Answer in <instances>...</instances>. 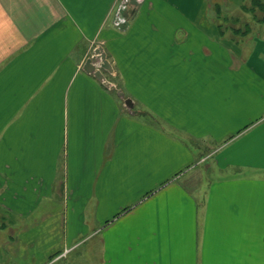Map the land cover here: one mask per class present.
I'll return each instance as SVG.
<instances>
[{"label":"crops","instance_id":"1","mask_svg":"<svg viewBox=\"0 0 264 264\" xmlns=\"http://www.w3.org/2000/svg\"><path fill=\"white\" fill-rule=\"evenodd\" d=\"M214 2L147 0L122 33L116 0H0V207L49 208L32 249L93 228L100 264H264V33Z\"/></svg>","mask_w":264,"mask_h":264},{"label":"rangeland","instance_id":"2","mask_svg":"<svg viewBox=\"0 0 264 264\" xmlns=\"http://www.w3.org/2000/svg\"><path fill=\"white\" fill-rule=\"evenodd\" d=\"M205 1L209 3V0ZM220 1L223 2L220 3ZM252 1L253 0H215L214 2V4L227 7V12L231 11L230 21L251 23L247 39L250 37H258L260 33H264V10H256L257 6H255ZM212 149L213 147H210L207 150L203 149L201 151L203 155H208L209 151ZM53 206L54 207L50 208H53L56 213L62 208L59 206L58 202H54ZM47 210H49L47 206L39 205L35 210L34 216L29 215L30 217L25 216L23 219H20V216L17 217L18 215L11 212L9 213L8 211L6 212L0 207V264H100V256L95 248L96 238H94L93 228L88 229L86 234L82 231L79 241L86 238L87 234L92 233V235H89L85 241L77 245V249L67 250L60 255H56L57 253H50L55 250L61 241L60 231L50 234L44 232V236H47V238H45L46 243L43 244V242L40 241L41 245L39 248L36 247V249H32L30 243L33 238L30 229L34 224L33 219L42 215ZM248 211H250V207H248ZM54 221L53 219V222ZM87 224L90 227L92 226V223L88 222ZM261 224H263V237L264 222ZM258 227L259 225L256 223L254 230H257ZM59 228L61 227L58 226L55 230ZM51 245L54 248H52ZM49 247H51V249H47Z\"/></svg>","mask_w":264,"mask_h":264},{"label":"water","instance_id":"3","mask_svg":"<svg viewBox=\"0 0 264 264\" xmlns=\"http://www.w3.org/2000/svg\"><path fill=\"white\" fill-rule=\"evenodd\" d=\"M84 70L88 74L93 75L106 88H114L115 85L107 80L104 73H113V69L102 47L98 46L95 48L93 55L86 60ZM118 94L121 98H124V94L121 91H118ZM124 103L129 109L134 107V103L131 99H125Z\"/></svg>","mask_w":264,"mask_h":264},{"label":"built area","instance_id":"4","mask_svg":"<svg viewBox=\"0 0 264 264\" xmlns=\"http://www.w3.org/2000/svg\"><path fill=\"white\" fill-rule=\"evenodd\" d=\"M147 0H116L109 13L110 25L119 32H126L130 27L136 10Z\"/></svg>","mask_w":264,"mask_h":264},{"label":"trees","instance_id":"5","mask_svg":"<svg viewBox=\"0 0 264 264\" xmlns=\"http://www.w3.org/2000/svg\"><path fill=\"white\" fill-rule=\"evenodd\" d=\"M252 2L255 6H257L256 10H264V3L262 2V0H253Z\"/></svg>","mask_w":264,"mask_h":264}]
</instances>
